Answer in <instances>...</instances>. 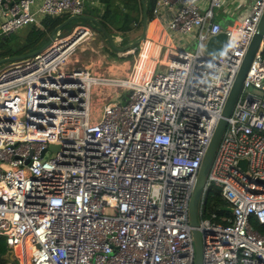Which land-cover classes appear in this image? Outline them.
<instances>
[{
	"label": "built area",
	"instance_id": "2783aa9c",
	"mask_svg": "<svg viewBox=\"0 0 264 264\" xmlns=\"http://www.w3.org/2000/svg\"><path fill=\"white\" fill-rule=\"evenodd\" d=\"M203 1L154 0L127 78L71 65L95 38L78 20L69 35L0 70V237L17 262L27 245L30 264H193L191 195L264 11V0H253L244 16L222 25L213 9L223 0L205 8ZM83 8L84 0H0V35ZM221 32L227 44L219 56L205 54L207 39ZM176 37L194 39L195 48L177 47ZM262 51L263 44L202 190V264H264V235L251 223L264 224ZM94 86L121 91L92 121ZM212 188L221 211L231 212L205 217Z\"/></svg>",
	"mask_w": 264,
	"mask_h": 264
},
{
	"label": "water",
	"instance_id": "95a60500",
	"mask_svg": "<svg viewBox=\"0 0 264 264\" xmlns=\"http://www.w3.org/2000/svg\"><path fill=\"white\" fill-rule=\"evenodd\" d=\"M148 0H141V31L138 37H136L131 43L128 45H133L137 42H142L145 39L146 30H147V23H148ZM83 21V22H91L94 25L97 26V28L101 31L103 34L105 40L110 45V47L116 51L122 50L124 47H118L115 43L114 37L101 25L96 19L89 18L84 15L80 16H69L64 21H62L60 24H58L54 30L50 33L49 39L46 43H44L41 47H39L36 50H33L31 52L11 56V57H3L0 59V67L6 64L15 63L17 61L24 60L26 58H30L34 56L35 54L43 51L46 49L54 40L57 39V37L61 34V31L67 27L71 22L73 21ZM264 42V11L260 18V21L257 25L256 31L250 41V44L247 48V51L245 53V56L243 58V61L241 63V66L237 72L235 81L233 83V86L231 88V91L228 95V98L226 100V103L224 105L222 115L216 125L215 131L213 133V136L211 138V141L209 143V146L205 152V155L203 157L202 163L200 165L197 179L195 182V186L193 189V193L191 195L190 203H189V222L190 225L193 227L191 234H192V240H193V247H194V262L193 264H202L203 263V249H202V241H201V234L196 229L198 226V209L201 199L202 190L204 188L206 178L208 175V172L210 170V167L212 165L213 159L216 155L218 146L220 144V141L222 139L223 133L226 129L227 125V119L230 117L233 108L235 106V103L237 102L241 91L244 79L246 77V74L249 70L250 64L258 50L261 44ZM227 44V37L225 33L221 32L217 35H213L207 39L204 45V53L213 57L219 56L221 51L223 50L224 46ZM57 146H50L49 150H56ZM45 157L47 156V152H45ZM238 164L244 169L246 165L245 160H240ZM264 183V181H263ZM224 211L231 212L232 209L229 207H223ZM1 259L7 261V262H13L14 261V252L13 250H8L4 255L0 257Z\"/></svg>",
	"mask_w": 264,
	"mask_h": 264
},
{
	"label": "trees",
	"instance_id": "16d2710c",
	"mask_svg": "<svg viewBox=\"0 0 264 264\" xmlns=\"http://www.w3.org/2000/svg\"><path fill=\"white\" fill-rule=\"evenodd\" d=\"M150 1L148 0V8ZM87 8L84 13L85 16L96 19L113 37L132 40L136 33L139 32L140 34L141 0H99V6L94 8L87 6ZM66 18L67 16L61 18L46 17L41 25L33 23L9 35H0V59L25 54L38 49L48 41L49 35L54 28ZM84 24L90 27L92 26L95 31L103 36L101 31L93 23L85 22ZM131 24L135 25L132 26ZM108 51L115 61L121 62L131 59L129 56L116 55V52L110 50V48H108ZM262 57L264 58V42ZM223 204L224 201L220 197L219 190L214 188L210 189L204 202L205 217H208L211 212L218 215L228 214L227 212L221 211ZM251 223L255 230L264 235V224H260L254 219H251ZM4 242H0V257L7 252L6 243ZM0 264L19 263L16 259L10 263L0 258Z\"/></svg>",
	"mask_w": 264,
	"mask_h": 264
},
{
	"label": "rangeland",
	"instance_id": "374dc122",
	"mask_svg": "<svg viewBox=\"0 0 264 264\" xmlns=\"http://www.w3.org/2000/svg\"><path fill=\"white\" fill-rule=\"evenodd\" d=\"M153 4H154V0H151L149 4V9H148L149 18L151 17V9H152ZM76 24H79V23L74 22L70 24L69 26H67L65 29L68 30L72 26L74 27ZM131 25L133 26V24ZM90 28L93 32V35H95V38L94 39L92 38L91 41H89V44L86 42L85 43L86 45H83V51L80 54V56L78 55L77 57L78 61L73 62V59H72L71 60L72 62L70 61L71 65L74 67L87 68L95 76H107V77H114V78H127L131 76L135 65L139 63L138 62L139 54L141 52L142 46H144L143 45L144 40L142 42H137L133 45H128V44L131 43L134 40V38L139 36V32L134 35L132 40L131 39L126 40L125 38H120L119 40L117 39L118 37L117 38L114 37L116 45L118 47H124L122 50L116 51L110 47V45L107 43L105 38L101 34H99L97 31H95L92 26ZM174 41L176 43V46L179 48L184 47V49L186 50L195 48L194 39H190V38L186 39L185 37H181V38L176 37L174 38ZM108 48L116 52L115 53L116 55L121 54L122 56H129V58H131L130 60L127 61L128 65L125 67V69L120 67L122 64L124 65V61L119 62V63L118 61H115L111 57L108 51ZM126 49H129V50L124 52V50ZM99 55H103L105 56V58L100 59ZM113 64H115V66L111 67ZM10 65L11 64H6V65L1 66L0 70ZM120 91H121L120 89H116L115 87H103V86L93 87L92 102H91V112H92L91 120L92 121H95L96 118L99 116V114L102 113L104 104L117 100V96L120 93ZM1 241L2 242L5 241L4 237H0V242ZM6 247H7V251L11 250V248L8 245H6ZM15 255L20 259V261H22L21 258L17 255L16 251H15ZM28 263L30 264V261H28Z\"/></svg>",
	"mask_w": 264,
	"mask_h": 264
},
{
	"label": "crops",
	"instance_id": "0c3cea01",
	"mask_svg": "<svg viewBox=\"0 0 264 264\" xmlns=\"http://www.w3.org/2000/svg\"><path fill=\"white\" fill-rule=\"evenodd\" d=\"M208 1L209 0H204L203 1L204 8L207 7L206 5L208 4ZM252 3H253V0H223V3H222V5L220 7H217V8L213 9V20L215 22H218V23L222 24V25L229 24V23L232 22L233 19L240 18V17L244 16L248 12L249 7H250V5ZM87 6L93 7V8L97 7V6H99V0H84V8H83V13H82V15H84V16H85V14H84L85 11L88 9ZM64 16L69 17V16H72V15L64 14L61 17H64ZM61 17H58V18H61ZM42 18L43 17L41 16L40 19H38L37 21L38 22L42 21ZM72 23H74V21L71 22L70 24H72ZM36 24H38V23H36ZM133 25H135V24H133ZM74 27L72 26L68 30H66L65 29L66 27H65L61 31V34L59 36H67V35H69ZM87 43L89 44V42H87ZM83 45H86V44H83ZM83 45L79 49V56H80V54L83 51ZM99 58L104 59L105 56L101 55V56H99ZM77 59H75V60L78 61ZM125 61H128V60H125ZM121 62H123V61H121ZM114 66H115V64H113L111 67H114ZM17 248L18 247H16L15 251H17ZM28 261H29V257H27V262H26L27 264H29Z\"/></svg>",
	"mask_w": 264,
	"mask_h": 264
},
{
	"label": "bare ground",
	"instance_id": "6f19581e",
	"mask_svg": "<svg viewBox=\"0 0 264 264\" xmlns=\"http://www.w3.org/2000/svg\"><path fill=\"white\" fill-rule=\"evenodd\" d=\"M40 15L39 14H35L34 15V18L36 19V20H38V19H40ZM3 21V18H2V16L0 15V23ZM129 49H126V50H124V52L125 51H128ZM100 59H102V58H100ZM78 60V59H77ZM98 61V60H97ZM72 62V61H71ZM74 62V61H73ZM88 65V64H87ZM128 64H127V61H124V65L122 64L120 67H122L123 69H125V67L127 66ZM118 67V66H117ZM30 247L29 246H27L26 245V258H25V261H24V263L25 264H27L26 262H27V255H28V257L30 256ZM16 253H17V255L21 258V256H22V254H21V250H20V248L18 247L17 248V251H16Z\"/></svg>",
	"mask_w": 264,
	"mask_h": 264
}]
</instances>
